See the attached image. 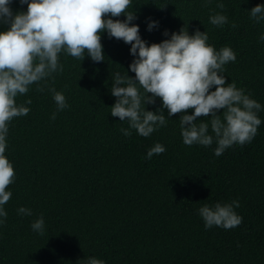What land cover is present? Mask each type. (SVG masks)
I'll return each mask as SVG.
<instances>
[{
  "label": "trees",
  "instance_id": "1",
  "mask_svg": "<svg viewBox=\"0 0 264 264\" xmlns=\"http://www.w3.org/2000/svg\"><path fill=\"white\" fill-rule=\"evenodd\" d=\"M219 2L132 0L128 11L135 12L133 23L148 44L184 27L190 35L207 32L216 50L230 47L236 61L224 66L226 82L264 106V41L259 39L264 22L256 23L248 12L264 0H222L224 9ZM10 7L14 13L27 10L19 0ZM217 13L229 23L212 25L209 17ZM149 20L158 21V29L147 31ZM101 44L104 61L61 52L63 71L16 97L30 112L9 123L5 155L15 179L0 225V264H85L89 257L105 264H264V110L254 139L219 157L215 140L209 147L184 145L181 114L168 118L166 109V126L150 137L134 129L124 136L121 129L129 124L111 116L116 98L110 88L116 72L135 76L129 71L134 57L129 44L107 33ZM49 89L62 92L68 107L57 111ZM160 107L157 98L146 110ZM198 119L197 124L209 120ZM157 142L166 151L146 159ZM233 200L239 201L235 211L242 223L205 229L197 210ZM20 207L32 215L18 214ZM41 215L43 235L30 226Z\"/></svg>",
  "mask_w": 264,
  "mask_h": 264
},
{
  "label": "clouds",
  "instance_id": "2",
  "mask_svg": "<svg viewBox=\"0 0 264 264\" xmlns=\"http://www.w3.org/2000/svg\"><path fill=\"white\" fill-rule=\"evenodd\" d=\"M12 3L13 0H0V25L7 26L0 30V225L7 217L4 205L12 196L8 186L15 179L13 164L5 155L9 123L30 112L29 107L17 105L16 97L26 94L34 83L39 85L53 73L62 72L61 52L82 61L85 56L94 62L104 61L103 33L129 44L134 57L129 71L135 76L116 72L110 88L116 98L110 107L111 116L129 124L128 129H121L124 136H130L134 129L139 136L150 137L166 126L165 109L168 118L181 114L184 145L209 147L215 140L217 157L233 145L250 143L257 135L262 123L258 114L264 106L235 82H226L224 66L236 61V53L228 46L216 50L208 43L207 32L197 29L190 35L183 27L172 32L170 38L148 44L141 38L139 25L133 23L137 18L135 12L128 11L132 0H19L21 5H27V10L16 13L10 7ZM217 7L224 9L222 0ZM248 12L256 23L264 22V5L257 4ZM121 15L125 19H113ZM209 22L216 27L229 23L228 17L219 13L210 15ZM158 27V21L149 20L146 30L151 32ZM231 27L236 24L233 22ZM162 35L168 37L169 32L165 30ZM259 39L264 41V33ZM49 91L57 111L68 107L62 92ZM157 98L161 107L155 112L146 110V105L154 104ZM26 103L31 104V100ZM200 117L209 120L197 124ZM50 118L54 120L56 113ZM165 151V146L157 142L148 149L146 159ZM239 206V201L233 200L203 204L197 211L205 229L217 226L229 230L242 223L235 211ZM17 213L30 216L32 210L20 207ZM30 226L43 235V216ZM85 264L105 261L89 257Z\"/></svg>",
  "mask_w": 264,
  "mask_h": 264
}]
</instances>
